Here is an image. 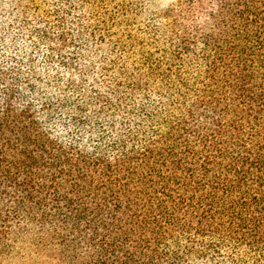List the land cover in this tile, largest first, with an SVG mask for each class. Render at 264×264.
<instances>
[{"label":"trees","instance_id":"trees-1","mask_svg":"<svg viewBox=\"0 0 264 264\" xmlns=\"http://www.w3.org/2000/svg\"><path fill=\"white\" fill-rule=\"evenodd\" d=\"M188 3L0 0V241L263 264L264 0Z\"/></svg>","mask_w":264,"mask_h":264},{"label":"rangeland","instance_id":"rangeland-1","mask_svg":"<svg viewBox=\"0 0 264 264\" xmlns=\"http://www.w3.org/2000/svg\"><path fill=\"white\" fill-rule=\"evenodd\" d=\"M205 3H207V0H205ZM188 4V0H149L147 17L153 22L160 23L161 30L164 32L168 22L172 21L168 19L166 11L173 8L176 10L173 16L178 14L179 20L186 22V18H183L180 13L185 12ZM196 13H194L196 19L204 21V15L201 16ZM167 38L165 37L166 40ZM49 240H51L49 236L41 238L31 234L18 239L2 240L0 241V264H74L68 261L67 256L61 252L60 245ZM252 261H254L253 258L250 259V262Z\"/></svg>","mask_w":264,"mask_h":264}]
</instances>
